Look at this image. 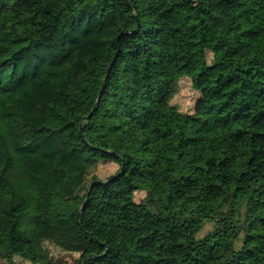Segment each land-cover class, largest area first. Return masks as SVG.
I'll use <instances>...</instances> for the list:
<instances>
[{
    "label": "trees",
    "instance_id": "obj_1",
    "mask_svg": "<svg viewBox=\"0 0 264 264\" xmlns=\"http://www.w3.org/2000/svg\"><path fill=\"white\" fill-rule=\"evenodd\" d=\"M43 237L76 264H264V0H0V258Z\"/></svg>",
    "mask_w": 264,
    "mask_h": 264
},
{
    "label": "rangeland",
    "instance_id": "obj_2",
    "mask_svg": "<svg viewBox=\"0 0 264 264\" xmlns=\"http://www.w3.org/2000/svg\"><path fill=\"white\" fill-rule=\"evenodd\" d=\"M225 48L230 47V43L226 42L223 44ZM211 59L210 53L208 54V60ZM103 74L102 64L99 60L95 59L89 63L87 76L90 80L89 84L85 87L76 89L72 92L69 97L65 100L64 106L70 111H74L83 105L85 101L91 102L95 97L94 85L96 80ZM198 93L191 88L190 80L187 77H182L179 80V88L177 93L171 100V103L174 104L179 111L181 112H191ZM178 113L175 109L165 110V115L162 120V125L167 127L173 125L178 120ZM208 151L201 149L197 146H192L187 152L188 158L195 162L200 157L208 156ZM118 169V165L113 162H101L93 170V174L97 175L99 179H105L107 176L113 174ZM145 196L144 191H139L136 193L135 198L141 200ZM212 228V223H205L200 232L199 236L205 234L208 230ZM38 254L39 258L36 263L21 257L14 256L15 264H76V258L79 253L71 252L65 250L61 244L50 240L49 238H40L38 239ZM0 264H7V262L0 258Z\"/></svg>",
    "mask_w": 264,
    "mask_h": 264
},
{
    "label": "water",
    "instance_id": "obj_3",
    "mask_svg": "<svg viewBox=\"0 0 264 264\" xmlns=\"http://www.w3.org/2000/svg\"><path fill=\"white\" fill-rule=\"evenodd\" d=\"M127 2H128V1H127ZM137 30H138V23H137V27H136L135 29L131 30V31H128V33L136 32ZM122 34H123V32H121V33L119 34V36H121ZM119 36L116 38V43H117V45H118V38H119ZM112 63H113V61H111V62L107 65V67H106V72H105V76H104V79H103V81H102V84H101V87H100L99 93H98V95H97L96 101H95V103H94V106H93V108H92V111H91L88 115H86V116H84V117L82 118L81 125H82V123H83L87 118H89V117L91 116L92 112L96 109V107H97V105H98V102H99V99H100V97H101V94H102V92H103V89H104V87H105L106 78L108 77V74H109V71H110V69H111ZM112 154H114V153H112ZM102 183H104V181H101V180H94V181L92 182V186H93V185L102 184ZM88 195H89V192L86 193V196H85V199H84V201H83V204H82L81 207L79 208V210H78V212H77V215H76V224L79 226L80 229H81L82 227H81V224H80V220H79V218H80V214H81V212H82V210H83V208H84V206H85V203H86V201H87Z\"/></svg>",
    "mask_w": 264,
    "mask_h": 264
}]
</instances>
